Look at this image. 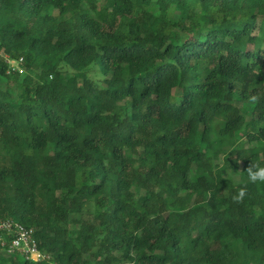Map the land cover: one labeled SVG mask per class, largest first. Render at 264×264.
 I'll use <instances>...</instances> for the list:
<instances>
[{"label": "trees", "instance_id": "1", "mask_svg": "<svg viewBox=\"0 0 264 264\" xmlns=\"http://www.w3.org/2000/svg\"><path fill=\"white\" fill-rule=\"evenodd\" d=\"M253 160L264 0H0V220L48 256L23 264H264Z\"/></svg>", "mask_w": 264, "mask_h": 264}, {"label": "built area", "instance_id": "2", "mask_svg": "<svg viewBox=\"0 0 264 264\" xmlns=\"http://www.w3.org/2000/svg\"><path fill=\"white\" fill-rule=\"evenodd\" d=\"M4 59L9 74L26 72L24 57L13 58L11 55H4ZM0 251L9 256L20 255L24 260L34 263L48 259L40 248L35 229L28 228L13 219L0 220Z\"/></svg>", "mask_w": 264, "mask_h": 264}, {"label": "clouds", "instance_id": "3", "mask_svg": "<svg viewBox=\"0 0 264 264\" xmlns=\"http://www.w3.org/2000/svg\"><path fill=\"white\" fill-rule=\"evenodd\" d=\"M251 102H257L258 97L252 96L250 98ZM247 173L248 182L251 184H264V165L253 160L247 169L245 170ZM248 195L247 186L239 188L238 192L232 196V201L234 203H243L245 197Z\"/></svg>", "mask_w": 264, "mask_h": 264}, {"label": "rangeland", "instance_id": "4", "mask_svg": "<svg viewBox=\"0 0 264 264\" xmlns=\"http://www.w3.org/2000/svg\"><path fill=\"white\" fill-rule=\"evenodd\" d=\"M112 6V4H109V7H111ZM70 27V26H69ZM70 30H72V31H75V28L73 29L72 27H70L69 28ZM98 68H99V66H98ZM93 76H95V77H102V75H101V73H100V71H97L96 73H94V74H92ZM17 256V255H16ZM20 255H18L17 256V258H18V261L21 263V264H23L24 263V259L20 256Z\"/></svg>", "mask_w": 264, "mask_h": 264}]
</instances>
